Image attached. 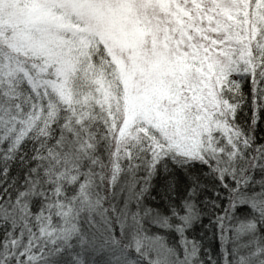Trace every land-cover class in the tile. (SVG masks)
<instances>
[{
  "label": "snow or ice",
  "instance_id": "6c2138e0",
  "mask_svg": "<svg viewBox=\"0 0 264 264\" xmlns=\"http://www.w3.org/2000/svg\"><path fill=\"white\" fill-rule=\"evenodd\" d=\"M0 264H264V0H0Z\"/></svg>",
  "mask_w": 264,
  "mask_h": 264
}]
</instances>
